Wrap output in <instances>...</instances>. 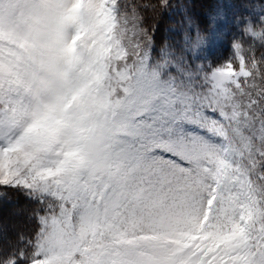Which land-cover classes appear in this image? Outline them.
I'll return each instance as SVG.
<instances>
[{"label":"snow or ice","instance_id":"1","mask_svg":"<svg viewBox=\"0 0 264 264\" xmlns=\"http://www.w3.org/2000/svg\"><path fill=\"white\" fill-rule=\"evenodd\" d=\"M202 2L0 0V264H264V0Z\"/></svg>","mask_w":264,"mask_h":264},{"label":"trees","instance_id":"2","mask_svg":"<svg viewBox=\"0 0 264 264\" xmlns=\"http://www.w3.org/2000/svg\"><path fill=\"white\" fill-rule=\"evenodd\" d=\"M209 7H211L210 3L207 2H202V0H195V3L193 5V12L197 15H202L204 11H206ZM176 17H165L164 20L161 22L160 25V31L157 32L156 34V40H157V44L160 43V41L165 37L166 33L164 31L165 27L168 25V23L170 22V20H175ZM171 35V34H169ZM175 38V37H173ZM9 196L11 197L12 203L9 204L7 202L4 203H0V224H4V222H6L7 220V213H11L14 209L15 206L17 205H23L25 203L24 199L22 196H20L18 193H9ZM19 221L20 225L17 226L15 225V221ZM14 225L12 226V229L10 231H8L9 235H11L13 233L14 229H19L21 227H27V225L24 224V220L23 217H17L16 220H14Z\"/></svg>","mask_w":264,"mask_h":264},{"label":"rangeland","instance_id":"3","mask_svg":"<svg viewBox=\"0 0 264 264\" xmlns=\"http://www.w3.org/2000/svg\"><path fill=\"white\" fill-rule=\"evenodd\" d=\"M227 43H228L227 38H225V39H223L221 42H219L216 46H214L213 48H211V49L209 50V52H208L209 57H210L211 59L215 60V59H218V58H220L221 56L225 55L226 52H227ZM12 212H13V211H12ZM12 212H11L10 214L7 213V214H8V216H7L8 218H7L6 222H4V224H3V226H4L8 231H10V230L12 229V226L14 225V223H15V225H17V226L20 225L18 219H17V221L14 222V220H16V218H17L18 216H14V215H12ZM13 222H14V223H13Z\"/></svg>","mask_w":264,"mask_h":264}]
</instances>
